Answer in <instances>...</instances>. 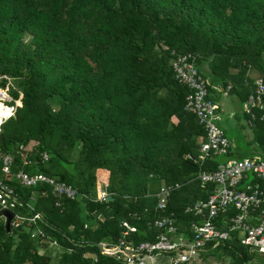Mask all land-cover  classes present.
Here are the masks:
<instances>
[{
	"label": "trees",
	"instance_id": "trees-1",
	"mask_svg": "<svg viewBox=\"0 0 264 264\" xmlns=\"http://www.w3.org/2000/svg\"><path fill=\"white\" fill-rule=\"evenodd\" d=\"M188 52L210 97L234 96L242 107L256 77L264 80V0H0V89L11 98L0 104V120L14 107L0 124V155H13L10 173L0 170V178L23 200L8 210L39 213L9 230L0 214V264H125L101 253L99 243H115L121 221L135 226L128 240L153 241V220L171 213L189 235L190 223L202 217L184 213V206L207 198L215 185L203 189L200 168L255 157H244L229 137L230 152L203 167L184 157L205 134L184 109L189 89L172 68ZM252 130L264 159V122ZM29 144L24 164L18 147ZM43 151L50 154L46 162ZM18 170L54 176L78 195L56 206L40 194L46 186L22 185ZM176 182L166 208L157 210L155 193ZM98 183L112 199L97 198ZM33 228L43 236H31ZM46 243L60 248L57 259L41 251ZM200 255L205 262L211 256L264 264L263 253L240 244L238 230L209 241Z\"/></svg>",
	"mask_w": 264,
	"mask_h": 264
},
{
	"label": "built area",
	"instance_id": "built-area-1",
	"mask_svg": "<svg viewBox=\"0 0 264 264\" xmlns=\"http://www.w3.org/2000/svg\"><path fill=\"white\" fill-rule=\"evenodd\" d=\"M172 68L177 79L189 89L185 97L184 109L196 117L205 131V134L199 137L196 149L186 153L184 157L203 167L210 157L229 153L231 140L218 124L220 106L209 95L208 80L196 66L195 55L191 52L179 55L172 61ZM230 87L229 83L227 89ZM0 99L3 102V100L11 98L6 91L0 89ZM10 107L12 108L11 114H13L14 107ZM241 109L248 116L251 126L255 125L257 120L264 122V80L262 77H256L254 80L253 88L243 101ZM8 116L1 120L3 121ZM32 147V144L18 147L22 152L24 164L30 163V160L28 152L23 150ZM49 157L50 154L47 151L41 153L42 162L48 161ZM0 159L1 172L9 174L13 155L5 153L0 155ZM249 175L256 179L245 181ZM15 177L26 187L41 188L42 185L46 186L41 189L40 194L55 198L56 206L61 205L62 197L74 199L78 195V191L71 184L40 171L18 170ZM197 177L202 187L205 183H215V185L207 198L197 199L194 203L184 206V213L202 217L199 222L190 223L189 235L178 230L174 214L171 213V215L159 216L153 220L152 226L158 230L155 240L134 243L126 237L130 231L135 229V226L121 221L120 225L124 228L120 230L118 240L110 245L105 242L99 243L100 252L115 255L116 258L122 257L125 264H180L194 261L201 251L206 249V244L209 241L218 243V241L227 238L231 230H238V232H242L241 236L238 235L240 244L247 246L251 251L264 254V159L230 158L219 163L215 169L200 168ZM180 185V182H176L161 186L155 193L157 198L155 208L163 211L167 206L171 192ZM107 194L101 185L97 186L98 199H107ZM17 203L22 205V198L0 178L1 208L8 209ZM232 211L235 212L232 213ZM38 217L39 213L37 212L33 213L32 217L13 213L10 224L19 226L24 221H34ZM136 217L139 218L137 215ZM219 217L222 222L221 226L218 225ZM37 234L43 236L39 229L33 228L31 236Z\"/></svg>",
	"mask_w": 264,
	"mask_h": 264
},
{
	"label": "rangeland",
	"instance_id": "rangeland-1",
	"mask_svg": "<svg viewBox=\"0 0 264 264\" xmlns=\"http://www.w3.org/2000/svg\"><path fill=\"white\" fill-rule=\"evenodd\" d=\"M26 38L28 39L29 36ZM249 76L251 78H255L258 75L255 71H250ZM9 101L10 100H3V102L7 105H10L11 102ZM1 103L2 101L0 99V104ZM15 104L17 103L15 102ZM218 104L220 106L219 108L220 118L218 120L219 121L218 124L221 126V128H223L227 137H229L231 140L237 143L236 144L237 148H239L240 151L246 153L244 157H255L257 159L262 158L263 153L257 147V142L253 136L254 132L252 130V126L249 124V118L246 119L244 115L241 113V108H240L241 105L238 99L234 96L231 97L227 95H222L221 98L218 100ZM246 141L249 142L248 145ZM100 183H98L97 186H100ZM155 188L157 187L155 186ZM238 235L241 236L242 232L239 231ZM41 251H46L49 254H51L53 259H57V255H59L61 250L57 245L53 243H46L45 249L41 248ZM256 257L258 259L262 258L261 255H258ZM215 258L210 256L209 262H205V260L202 259L201 255H199L198 257L195 258L194 262L196 264H226L227 261H229L227 257L225 258V261L224 260L219 261L216 260Z\"/></svg>",
	"mask_w": 264,
	"mask_h": 264
},
{
	"label": "water",
	"instance_id": "water-1",
	"mask_svg": "<svg viewBox=\"0 0 264 264\" xmlns=\"http://www.w3.org/2000/svg\"><path fill=\"white\" fill-rule=\"evenodd\" d=\"M112 196H108V199H112ZM0 214H2L5 217V225L6 228L9 230L10 228V221L13 217V212L8 209L1 210Z\"/></svg>",
	"mask_w": 264,
	"mask_h": 264
},
{
	"label": "clouds",
	"instance_id": "clouds-1",
	"mask_svg": "<svg viewBox=\"0 0 264 264\" xmlns=\"http://www.w3.org/2000/svg\"><path fill=\"white\" fill-rule=\"evenodd\" d=\"M3 104H5L4 102H2ZM6 105V104H5ZM18 105V104H17ZM8 106V105H7ZM10 116V115H9ZM3 121L2 120H0V124L2 123Z\"/></svg>",
	"mask_w": 264,
	"mask_h": 264
}]
</instances>
